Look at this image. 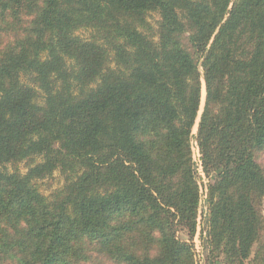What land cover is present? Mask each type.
I'll return each mask as SVG.
<instances>
[{
	"label": "trees",
	"instance_id": "1",
	"mask_svg": "<svg viewBox=\"0 0 264 264\" xmlns=\"http://www.w3.org/2000/svg\"><path fill=\"white\" fill-rule=\"evenodd\" d=\"M192 142L205 264H264V0H0V264H194Z\"/></svg>",
	"mask_w": 264,
	"mask_h": 264
},
{
	"label": "rangeland",
	"instance_id": "2",
	"mask_svg": "<svg viewBox=\"0 0 264 264\" xmlns=\"http://www.w3.org/2000/svg\"><path fill=\"white\" fill-rule=\"evenodd\" d=\"M157 19L156 14H153L151 16L150 21H155ZM80 33L83 35H86V33ZM202 80V87H201V105H200V110L198 113V118H197V123L199 121V117L203 111L204 103H205V83ZM197 131V127L193 129V134L195 135ZM193 147H192V152H193V161L195 163V170L197 174V181L199 185V203H198V209H197V220H196V234L194 236V239L192 241L194 245V264H205V251L203 249V246L200 241V233L201 229L203 227V218L207 214V187L209 184V178L205 176V174L202 171L201 167V162H200V155L199 151L196 147L195 142H192ZM257 162L261 165H264V152L259 154L257 157ZM63 184L62 178L58 173L54 174V177L48 180H45L40 183V190L44 195H49L52 190L57 189ZM262 214L264 217V208L262 209ZM178 238L181 240L188 241V237L185 232H178L177 234ZM251 258L249 259V263L245 262V264H252L250 263ZM214 264H225V262L222 261V259H218Z\"/></svg>",
	"mask_w": 264,
	"mask_h": 264
}]
</instances>
